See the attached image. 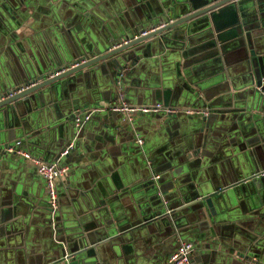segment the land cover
<instances>
[{
	"label": "crops",
	"instance_id": "obj_1",
	"mask_svg": "<svg viewBox=\"0 0 264 264\" xmlns=\"http://www.w3.org/2000/svg\"><path fill=\"white\" fill-rule=\"evenodd\" d=\"M218 1L0 0V95L93 58L80 48L115 46ZM256 11L236 0L132 46L119 55V84L117 69L99 63L5 106L0 264H168L182 241L195 245L194 264H264ZM119 90L130 105L179 112H136L130 122L107 109L77 131L72 110L117 103ZM17 140L45 162L73 144L56 212L35 164L4 151Z\"/></svg>",
	"mask_w": 264,
	"mask_h": 264
},
{
	"label": "built area",
	"instance_id": "obj_2",
	"mask_svg": "<svg viewBox=\"0 0 264 264\" xmlns=\"http://www.w3.org/2000/svg\"><path fill=\"white\" fill-rule=\"evenodd\" d=\"M166 25V23L160 24L158 26L152 27L148 30L141 32L139 35L135 36H144L148 33ZM130 40L125 41L124 43ZM86 62V59L78 60L72 62L67 67H63L59 70H55L52 74H50V78L59 75L67 70L77 67L80 64ZM37 82H31L28 84L21 85L20 87L11 90L8 95L0 96V101L4 100L7 97L14 96L17 93L23 92L26 89L36 85ZM119 94V102L114 104H109L106 106L101 105H93L89 107L79 108L74 111V119L75 124L78 129L82 128L87 122H89L92 118V115L98 111L102 110H112L116 112H121L127 115V118L130 122L133 121L132 115L136 112L150 113V112H158L164 111L169 115H174L179 112L178 109H175L170 106H165L162 103H157L155 105H130L123 98V94L118 91ZM188 114L194 115L199 114L202 116H208L211 111L208 108H190L186 110ZM137 142L142 145L144 140L141 137L137 138ZM72 147V144L62 153V156L67 154L69 149ZM8 152L16 154L18 157L31 161L35 164L38 173L45 179L46 187L48 192V198L50 203V208L52 212H56L59 204V190H58V182L61 180L69 171V167L60 162V160H56L53 162H45L41 158L33 155L29 150L25 149L22 146V141L17 140L14 144L9 145L6 149ZM264 174V173H261ZM155 180L159 178V175L154 176ZM195 251V245L190 241H182L180 245L169 255L168 264H194L193 263V252ZM250 264H261L256 262H251Z\"/></svg>",
	"mask_w": 264,
	"mask_h": 264
},
{
	"label": "water",
	"instance_id": "obj_3",
	"mask_svg": "<svg viewBox=\"0 0 264 264\" xmlns=\"http://www.w3.org/2000/svg\"><path fill=\"white\" fill-rule=\"evenodd\" d=\"M234 1H236V0H219L216 3H213V4H211V5H209V6L205 7V8H202V9H199V10H195L191 14H188V15H186L184 17H181V18H178L176 20H165L164 22H161L160 24L166 23V25H164V26H162V27H160V28L148 33L147 35H144V36H138V37L134 36L133 38L127 37V39L130 40V41H128L126 43H124L125 41H122L119 44H117L115 46H110L108 48H105V47H102V46H99V45L95 44V47L93 48V50H89V48L88 49L80 48L79 50L83 51L82 52L83 54H85V53L90 54V55H92L93 58H77V59H75V61L86 59V62L80 64L77 67L71 68V69L67 70L66 72H63V73H61L59 75H56V76H54L52 78H50V75H48V76H46V78H45V80L43 82L39 83L38 81L34 80V82H37L36 85L26 89L23 92L17 93L14 96L7 97L4 100L0 101V115L3 113V108L5 106H7V105H10L12 102H14V101H16V100H18L20 98H23L25 96H28L29 94L35 93L36 91L40 90L41 88H44V87H46V86H48V85H50V84H52V83L64 78V77H69V76H71V75H73V74H75V73H77L79 71H82L85 68L93 66L95 64L103 63V65H105V70H107L106 72H110V67L109 66H110V63H111L112 64V68L113 69H117L116 73H115V76H114V82L116 84H119V81H121V79H122V73H123V70H121L123 67H121V64H120L119 55L123 51H125V50L131 48L132 46H135V45H137V44H139V43H141V42H143L145 40H148L149 38L156 37V36L164 33L166 30L173 29L174 27H176L178 25L186 23V22H188L190 19H192L194 17H197V16H199L201 14H204V13H210V12L214 11L215 9H217L218 7H221L222 5H224L226 3L234 2ZM253 1L255 3H257L256 20L258 21V24H257L258 27H259L258 29L261 30L264 33V0H253ZM160 24L154 25L152 27L158 26ZM145 30H148V29L141 30L138 33V35L141 32L145 31ZM71 63H68L67 65H70ZM67 65H65L63 67H67ZM9 92L10 91H8L6 93H3L0 96H6V95H8ZM77 109H79V108H76L75 110H77ZM72 111L70 112L68 117H70L73 120L74 124H75L74 111L73 112ZM71 115H72V117H71ZM85 125L83 127H85ZM75 127L77 128L76 124H75ZM82 128H80V129L77 128V131H80ZM9 145H12V144H6V147H5L4 151L6 153L13 154V153H10V152H8L6 150ZM70 145L71 144H69V146ZM72 147H73V144H72ZM67 148L62 150L60 152L58 158L56 159V160H60V162L62 164H63V159H65L69 155V153L71 151V148H70L68 153L62 156V153ZM158 179H156V180H158Z\"/></svg>",
	"mask_w": 264,
	"mask_h": 264
}]
</instances>
